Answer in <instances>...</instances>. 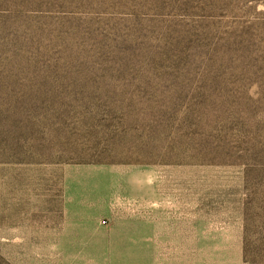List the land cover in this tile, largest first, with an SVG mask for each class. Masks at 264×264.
<instances>
[{
  "label": "rangeland",
  "instance_id": "rangeland-1",
  "mask_svg": "<svg viewBox=\"0 0 264 264\" xmlns=\"http://www.w3.org/2000/svg\"><path fill=\"white\" fill-rule=\"evenodd\" d=\"M0 264H264V0H0Z\"/></svg>",
  "mask_w": 264,
  "mask_h": 264
}]
</instances>
